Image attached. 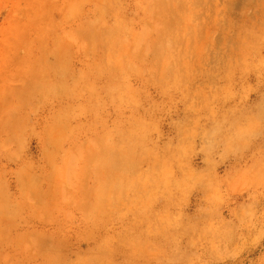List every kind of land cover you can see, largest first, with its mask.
Wrapping results in <instances>:
<instances>
[{
    "label": "rangeland",
    "instance_id": "obj_1",
    "mask_svg": "<svg viewBox=\"0 0 264 264\" xmlns=\"http://www.w3.org/2000/svg\"><path fill=\"white\" fill-rule=\"evenodd\" d=\"M0 264H264V0H0Z\"/></svg>",
    "mask_w": 264,
    "mask_h": 264
}]
</instances>
